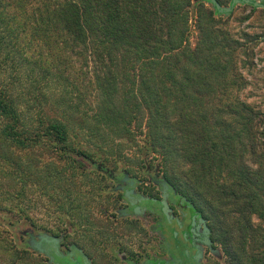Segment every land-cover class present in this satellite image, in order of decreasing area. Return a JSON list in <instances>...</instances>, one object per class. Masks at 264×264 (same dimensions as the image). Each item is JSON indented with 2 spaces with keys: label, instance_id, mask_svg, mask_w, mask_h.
Returning a JSON list of instances; mask_svg holds the SVG:
<instances>
[{
  "label": "trees",
  "instance_id": "trees-1",
  "mask_svg": "<svg viewBox=\"0 0 264 264\" xmlns=\"http://www.w3.org/2000/svg\"><path fill=\"white\" fill-rule=\"evenodd\" d=\"M236 3L264 10V0H231L228 12L211 0H0L5 234L49 212V191L58 211L78 210V158L115 171L134 149L208 220L224 264H264V110L239 96L256 44L220 18Z\"/></svg>",
  "mask_w": 264,
  "mask_h": 264
},
{
  "label": "flooded vegetation",
  "instance_id": "flooded-vegetation-1",
  "mask_svg": "<svg viewBox=\"0 0 264 264\" xmlns=\"http://www.w3.org/2000/svg\"><path fill=\"white\" fill-rule=\"evenodd\" d=\"M97 174L104 185L93 189L77 235L70 221L55 233L34 227L20 231L26 248L43 257V264H205L215 258L211 250L219 247L208 220L157 162L144 161L143 170L99 169Z\"/></svg>",
  "mask_w": 264,
  "mask_h": 264
},
{
  "label": "rangeland",
  "instance_id": "rangeland-1",
  "mask_svg": "<svg viewBox=\"0 0 264 264\" xmlns=\"http://www.w3.org/2000/svg\"><path fill=\"white\" fill-rule=\"evenodd\" d=\"M216 1L222 7H228L231 0ZM256 1L259 2L260 0ZM204 5L212 9L210 3L205 2ZM220 18L225 28L233 34L234 38L244 41L247 36L253 38V41H250L253 43H247V45L253 46V44H256L253 48L255 54L253 56L254 67L241 70L246 84L240 90L239 96L255 108L264 110V38L262 37V34H264V10L262 7H257L253 10L248 4L236 3L230 15L221 16ZM194 36L195 33L193 31L191 34L192 42L194 41ZM140 159L141 156L135 154L134 149H125L122 161L116 165V170H143L144 163ZM77 161L81 163L73 166L79 168L75 172L74 178L76 183L80 185L78 193L81 196V203L78 210H68L69 208L66 204L64 205V211H58L54 197L51 196L49 191V212L44 211L45 209L41 206L35 208L36 219L34 223L18 220V223L8 228L9 234H5L7 227L3 226L2 213H0V264H43V257L37 256L30 249H27L23 243L24 238L19 235L20 231L28 227L55 233L58 230H65L70 221L73 232L76 235L78 234V230L82 225V216L90 207L89 198L95 195L93 189L103 186L104 183L101 182L103 180L102 177L97 174V171H94L92 165L82 163L80 158ZM154 163L155 161L148 157V164L153 165ZM84 167L88 169L82 170ZM108 167L112 168L114 165L110 164ZM67 172L72 174V171ZM89 210L94 211L93 209ZM205 264H224V262L223 259L220 260L215 257L213 259L209 258Z\"/></svg>",
  "mask_w": 264,
  "mask_h": 264
},
{
  "label": "water",
  "instance_id": "water-1",
  "mask_svg": "<svg viewBox=\"0 0 264 264\" xmlns=\"http://www.w3.org/2000/svg\"><path fill=\"white\" fill-rule=\"evenodd\" d=\"M237 1H241V0H237ZM249 1L250 0H245V3H249ZM252 1H253V5L254 6H257L258 4H260V1L259 2H257L256 0H252ZM211 3H213V6L215 8H217L220 12H222V11L228 12L231 9L230 6L229 7L220 6L216 0H211ZM162 204H163V208L162 209L164 211L167 208V204L165 202H162ZM211 252L218 259H220V260L222 259V252H221L220 248L212 249Z\"/></svg>",
  "mask_w": 264,
  "mask_h": 264
}]
</instances>
